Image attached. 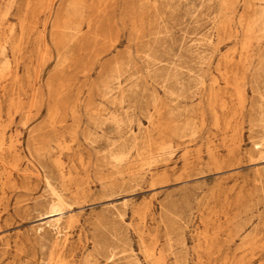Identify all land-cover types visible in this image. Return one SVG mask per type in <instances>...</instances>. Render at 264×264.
Here are the masks:
<instances>
[{
    "label": "rangeland",
    "instance_id": "1",
    "mask_svg": "<svg viewBox=\"0 0 264 264\" xmlns=\"http://www.w3.org/2000/svg\"><path fill=\"white\" fill-rule=\"evenodd\" d=\"M68 1L0 0V37L13 26L12 41L19 46L17 58L8 48L10 67L0 78V131L5 130L7 144L17 150V168L0 167V264H41L47 256L49 247L34 230L50 217L42 205L50 197L44 184L46 176L63 192L68 205L63 213L71 219L61 247L64 264H151L144 254L145 246L160 255L162 264H264V153L253 149L252 140L260 134V127L249 122L261 109L258 93H264V70L252 81V70L259 65V43L253 40L247 48L248 68L238 64L237 76L244 77L245 98L242 108L241 104L223 108L225 113L235 114L230 126L215 127L208 108H183L196 103L193 98L190 104L177 108L180 115L176 121L181 123L186 116L196 115L199 122L203 111L204 124L175 143L168 159L142 168L132 154L128 164L116 168L103 156L104 139L91 145L84 138L81 130H85L86 114L84 108H77L80 130L76 138L68 137L60 147L66 169L65 177L60 179L49 159L38 155L35 149L41 141L35 136H42L48 129L50 86L54 95L66 91L69 101L78 96L82 102L93 81L105 78L115 65L123 69L132 65L125 75L137 69L133 79H137L140 88L158 86L153 72L145 69V62L134 51L155 36L148 34L147 29L139 31L141 14L145 15V22L156 18L152 7L155 0H101L104 9L100 12L96 11L99 0H86L95 3L94 10L88 12H93L98 22L94 29L103 32H97L94 42L72 49L74 52L62 63L65 76L53 72L56 59L50 36L55 29L52 21H62L63 7ZM51 2L54 9L43 32L47 10L43 6ZM158 5L159 26L169 32L164 47L170 53L177 50L181 40L198 41L213 34L207 3L159 0ZM241 11L239 2L237 14ZM250 12V8L245 11ZM24 15H28L29 25L17 36ZM231 24L232 30L239 31L235 22ZM40 32L47 41L45 49L37 45ZM138 39L142 41L136 45ZM219 48L211 56L212 71L218 56L228 51L237 55L239 44L230 37L220 42ZM86 63L89 68L85 69ZM230 66L232 62L227 68L232 75ZM100 69L103 71L97 75ZM213 76L209 73L207 81ZM215 76L223 88L224 76ZM221 92L228 105L236 101L232 84ZM94 96L98 102V94ZM11 99L20 107L10 106ZM143 102L128 108L133 116L131 128L137 131L140 123L158 139L157 122L151 124L147 117L156 112L150 104L144 108ZM100 109L106 112L108 108ZM63 110L69 113L70 108ZM70 122L68 115L67 123ZM106 129L114 133L112 127ZM211 154L218 159L217 163ZM157 171L164 174L152 181L150 174ZM103 181L108 186L104 187ZM254 225L258 233L255 245L244 250L239 247L240 233ZM51 236L46 231L45 239ZM106 243L113 244L115 250L109 258L103 247Z\"/></svg>",
    "mask_w": 264,
    "mask_h": 264
},
{
    "label": "bare ground",
    "instance_id": "2",
    "mask_svg": "<svg viewBox=\"0 0 264 264\" xmlns=\"http://www.w3.org/2000/svg\"><path fill=\"white\" fill-rule=\"evenodd\" d=\"M158 1H153V9L156 10V18L144 21L145 15L141 14L139 31L148 30V34L152 33L154 38L146 40L140 48H134V51L139 59L145 62V69L153 72V78L158 86L139 87L137 79L134 78L135 69L128 75L124 73L133 66L129 65L123 69L118 65L112 68V72L98 82L93 81L92 85L87 89L85 100L79 102L77 96L75 100L69 101L66 91H57L54 95L52 87L48 89L52 95L51 104L48 105L47 126L48 129L43 132L39 144L36 146V152L41 157L49 159V163L56 170L60 179L66 175L64 161L61 156L62 144L68 137L76 138L80 130L79 115L76 114L77 108H84L86 114L85 130H81L84 138L91 144L104 139V154L108 157L112 166L118 168L123 164H128L131 161L132 154L135 155V160H140V166H152L159 159H168L180 139L186 134H194L201 125L204 124V113L200 112L199 122L196 115L186 116L179 123L177 116L180 115L177 108H181V104H190L193 98L197 102L185 105L183 108H208L212 115V124L219 128L230 126L231 119L235 117L234 113L227 114L223 108H236V104H241L245 94L242 87V79L244 77L237 76L238 64L248 68V53L247 48L254 40L259 43L258 63L256 69L252 70V81L256 79L260 70H264V0H254V3L249 0H200L201 3H207L210 10V28L213 32L204 35L202 40L185 41L181 40L176 51L170 53L164 47L165 38L168 29H162L159 26L158 18L161 16L158 10ZM241 2L242 11L237 14V4ZM169 3V2H167ZM28 5V4H27ZM105 6V5H104ZM167 6V4H166ZM95 3H87L86 0H69L63 7L64 18L59 23L52 21V27L55 29L51 32V40L55 47V64L53 72H61L63 76V62L71 56L76 49L81 45L91 41L94 42L97 32L102 30L94 29L98 23L88 12L94 10ZM250 8L251 12L246 14L245 11ZM45 17L42 22L44 32L46 23L51 18V13L54 9V3L51 2L47 6H43ZM101 0L97 2L96 11L103 10ZM237 14V15H236ZM235 21L233 20V17ZM29 17L24 15L19 23L20 36L28 27ZM197 21V19H196ZM231 22H235L238 30L231 29ZM85 28V29H84ZM14 27L9 29L7 35L0 37V78L3 77L5 71L10 67V59L8 56V48L14 58L19 55L18 43L12 40V32ZM43 32L39 33L40 41H37L38 48H47V41ZM240 32L241 36L238 37ZM160 36H157L159 35ZM233 37L236 43L239 44L237 55L234 51L220 54L214 64L213 71L211 70V56L214 51L220 50L219 43L227 38ZM140 39L135 40L137 45ZM106 50V49H105ZM99 53H96V57ZM131 55V51L129 50ZM93 62L96 61V58ZM236 58V59H235ZM99 59V58H98ZM232 62V75L227 70L228 65ZM84 68H89L87 63ZM84 69V70H85ZM103 70H98L101 74ZM213 73L212 80L207 81V75ZM41 72H38L37 78ZM215 75H223L225 85L220 86ZM232 76L229 80V77ZM233 85V95L235 102L228 105L225 100L222 89L227 85ZM35 84H33L34 87ZM162 93L160 92V90ZM256 92V89H252ZM141 94H139L140 92ZM95 94H98V102H95ZM146 94V96H145ZM140 95V96H139ZM261 101L259 103L258 115L255 118H250L249 122L252 126L260 127V134L252 140V146L255 151L264 153V93H258ZM145 99V100H144ZM144 101V108H149V104L154 108L155 114H148L150 123L157 122V137L148 129H145L138 123V130L134 131L131 128L133 120L132 113L128 108H134L136 102ZM235 104V105H234ZM10 106L19 108V104L15 99H11ZM61 108H70L69 113ZM106 112H101L102 109ZM70 115L71 122L67 123V116ZM107 127H112L113 134L107 131ZM52 132L50 135L49 133ZM66 133L69 135L67 136ZM17 150L11 144H7L5 130L0 131V167L7 169L17 168L14 160L17 155ZM214 163L218 159L214 154L210 156ZM133 171V170H132ZM135 173V172H134ZM164 173L151 172L150 179L156 181ZM104 187L108 186L107 182L103 181ZM44 184L47 188L50 197L43 202L45 213L50 216L34 227L37 236H40L49 247L47 256L41 264H64V255L62 254V245L67 238L66 230L71 225V219L68 213H63L67 210V202L61 189H59L48 176L44 177ZM114 206V205H112ZM46 231L51 232L52 236L46 240ZM242 233V232H241ZM239 236L240 246L242 249H251L254 247L257 239V226L254 225L248 231ZM125 238V236L123 235ZM232 239V238H231ZM108 250L107 258L115 255L114 246L111 243L103 245ZM145 256L151 260V264H162L160 255H156L150 247H144ZM137 261V260H136ZM125 264H130L126 262Z\"/></svg>",
    "mask_w": 264,
    "mask_h": 264
}]
</instances>
